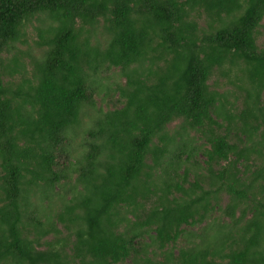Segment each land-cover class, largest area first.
<instances>
[{
	"label": "trees",
	"instance_id": "obj_1",
	"mask_svg": "<svg viewBox=\"0 0 264 264\" xmlns=\"http://www.w3.org/2000/svg\"><path fill=\"white\" fill-rule=\"evenodd\" d=\"M263 19L0 0V264H264Z\"/></svg>",
	"mask_w": 264,
	"mask_h": 264
},
{
	"label": "rangeland",
	"instance_id": "obj_2",
	"mask_svg": "<svg viewBox=\"0 0 264 264\" xmlns=\"http://www.w3.org/2000/svg\"><path fill=\"white\" fill-rule=\"evenodd\" d=\"M261 23H262V25L259 28V34H258V38H257V44L259 46H262L263 45L262 43L264 42V19L262 20ZM27 32H28L29 40L32 38H35V32L30 26H28ZM209 82L211 85H213V84L216 85V88H218L220 90L228 88V87L234 89V86L230 85L228 83V77L224 76L219 69H215L213 71V74L210 77ZM106 103L110 104L109 102H106ZM99 104H100V102H99ZM102 106L105 107V104H102ZM179 121H180V119H176V120H173L170 123H168V125H167L168 129L175 127L179 123ZM78 140H79V136L75 137V142H78ZM227 199L228 198L225 194L221 195V205L222 206H224L226 204Z\"/></svg>",
	"mask_w": 264,
	"mask_h": 264
}]
</instances>
